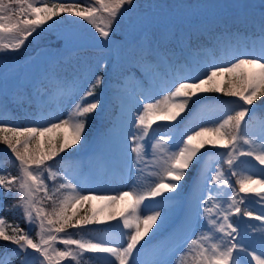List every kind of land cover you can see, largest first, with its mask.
<instances>
[{
  "label": "snow or ice",
  "instance_id": "snow-or-ice-1",
  "mask_svg": "<svg viewBox=\"0 0 264 264\" xmlns=\"http://www.w3.org/2000/svg\"><path fill=\"white\" fill-rule=\"evenodd\" d=\"M135 6V0H85L84 4L75 0H0V55L18 52L33 33L39 35L38 29L43 31L48 21L62 13L87 22L98 33L93 37L97 43L109 48L114 24ZM253 26L252 32L232 31L224 26L221 37H243V46L232 49L230 62L206 63L195 72L177 73L156 97L136 100L135 110L128 111L121 137L124 150L129 156L135 154L138 177L146 182L128 191L116 195L84 194L71 176L61 174L55 164L49 163L81 142L91 114L103 107L97 90L105 76L111 75L107 57L98 59L95 70L85 79L73 81L66 117H55L46 126L39 118L29 121L32 126H8L0 121V142L14 155L19 173L12 176L0 171V194L15 193L11 205H5L0 195V212L19 210L28 225L25 231L0 215V241L17 246L0 253V264H14L13 257H20V264H90L91 259L98 264H141L134 250L157 223L159 209L182 195L178 191L183 188L180 182L190 169L196 173L194 189L201 177L205 183L195 196V212L188 218L192 236L185 240L182 251L177 250L176 264H264V127L257 137H252L245 123V117L256 111L254 103L264 99V11ZM191 48L190 34L173 33L167 38L151 34L139 45V58L157 69L172 68ZM100 70H104L103 75L97 74ZM205 93H222L235 99L209 105ZM190 103L200 106L201 111L216 113L212 126L193 127L178 140L161 134L158 129L174 128L171 122L188 111ZM160 121L169 125L158 124ZM50 133L57 135L53 138ZM205 148L209 151L202 152ZM209 156L216 158V167L214 174L206 176ZM241 157L255 161L258 173L244 168L249 161ZM222 164L227 165V173ZM231 177L236 178L234 184ZM49 180L54 182L51 192L46 183ZM166 192L172 195L166 196ZM126 199L129 204L124 213H109L108 220L118 219V223L108 229V234L91 237L92 231L104 230L87 226L101 221L95 219V213L79 216L76 206L92 200L116 203ZM45 201H51V211L42 206ZM242 224L246 225L243 233ZM33 229L36 239L30 234ZM87 253L102 255L87 257ZM152 264L168 262L158 259Z\"/></svg>",
  "mask_w": 264,
  "mask_h": 264
},
{
  "label": "rangeland",
  "instance_id": "rangeland-1",
  "mask_svg": "<svg viewBox=\"0 0 264 264\" xmlns=\"http://www.w3.org/2000/svg\"><path fill=\"white\" fill-rule=\"evenodd\" d=\"M47 2L52 3L57 2V0H47ZM59 2L68 3L69 0H59ZM75 2L84 4L85 0L82 2L75 0ZM153 8L171 9L170 6L166 5H155ZM134 9L130 8V12L124 13L114 24V35L111 37L113 43L109 48L101 47L94 51L89 49L72 52L62 47L56 38H49L50 33L52 34L55 29L62 26H76L83 34L91 37H94V34L98 36L95 29L87 22L62 13L59 17H54L53 21H48L43 26V31L38 29L39 35L33 33L34 37L28 38L25 45L27 48L26 55L20 56L23 51L0 55V121L8 126H32L29 121L37 118L45 122L46 126V122L55 117H66L69 110L67 97L73 91V81L85 79L92 70H95L96 61L101 57H107L111 61L107 69L111 75L105 76L104 83L97 90L103 107L98 109L97 113L91 114L92 118L89 120L84 138L73 149H68L67 152L56 157L54 161L49 162L55 164L56 169L61 174L66 172L71 176L84 190V194L116 195L120 191H128L134 185L146 182L142 176L138 177L135 154L131 153L129 156V153L124 150V141L121 140V132L127 126L128 111L130 109L135 110L137 99L143 100L144 96L156 97L157 93H162V90L168 87L177 73L184 75L188 72H195L197 67H202L206 63L230 62L232 49L243 46V37H221L220 33L224 26L228 25L232 31L238 29L240 32H252L254 30L253 21H257L261 12L264 11L248 9L230 13L204 21L194 26V29H189L180 22L166 29L152 27L136 41L121 40L117 37L118 33L126 30L129 22L142 12L139 9ZM199 32L211 37V40L207 41L210 46L205 49L192 47L185 50L172 68L161 67L157 69L149 62L139 58V45L144 42L145 37L151 34H155L158 38H167L173 33L177 36L189 34L195 36ZM248 48L251 49L250 44ZM103 72L104 70H100L97 74L103 75ZM203 95L209 98L207 101L209 105H215L218 100L231 101L235 99L225 97L222 93H205ZM252 108L256 111L255 113L250 112L245 117V123L248 134L257 137L260 129L264 127V118H259L264 111H258V108L264 109V106L254 103ZM215 115L216 113L208 110L201 111L200 106L190 103L189 110L182 113L176 121L171 122L172 125H175L174 128L166 126L160 127L158 130L161 134H170L178 140L193 127L212 126ZM158 124L169 125V122L160 121ZM153 127L157 128V125ZM56 135L57 133L49 134L53 138ZM208 151L207 148L202 149V152ZM213 151L222 152L225 150L214 149ZM240 159L249 161L243 165L244 168L258 173L259 166L255 161L247 157ZM0 162H3L0 171L12 176L19 174L15 166L18 162H15L14 155L2 142H0ZM206 166L205 175L214 174L216 158L206 157ZM221 166L227 173V165L222 164ZM193 171L190 169L180 182L183 188L178 189V191L182 192V195L165 205L164 208L159 209L161 216L157 223L152 226L140 245H137V250H134V257L138 256L141 264H152L158 259L166 261L168 264H176L177 250L182 251L185 240L192 236V231L188 227V218L195 212V196L199 194V188H203L205 183L204 177H201L198 188L194 189L196 173L191 175ZM235 179V177H231L233 184ZM46 183H48L49 192H51L54 182L49 180ZM0 195L3 196L5 205H11L15 202V193L11 196L8 194ZM42 195L41 193L40 196ZM165 195H172V193L166 192ZM183 199H186L185 211L178 223L171 225V219L178 210V204L180 205ZM128 204L127 199L116 203L92 200L77 205L76 212L79 216H83L85 212L88 215L96 214L95 219L101 223H93L87 227L92 230H104L91 232V237H99L107 235L108 229L118 223V219L108 220L109 213H124ZM42 206L51 211V201H45ZM256 211L259 212L258 207ZM71 214L72 209H69V215ZM0 215L6 217L10 223L19 224L21 228L28 231V225L19 210L0 212ZM253 223L259 222L253 221ZM245 227V224L241 225L242 233ZM76 231V229H69V232L72 233ZM30 234L36 239V229H33ZM73 238H79V236L74 235ZM0 244H2L0 245V253H3L5 248L11 250L17 247L5 241H0ZM57 247L63 248V245L57 244ZM31 251L29 249V252ZM85 255L95 257L102 254L87 253ZM20 259V257H13L14 264H20ZM62 264H67V262H62ZM90 264H98V261L91 259Z\"/></svg>",
  "mask_w": 264,
  "mask_h": 264
},
{
  "label": "water",
  "instance_id": "water-1",
  "mask_svg": "<svg viewBox=\"0 0 264 264\" xmlns=\"http://www.w3.org/2000/svg\"><path fill=\"white\" fill-rule=\"evenodd\" d=\"M247 8H264V2L260 0H202L193 3L191 6L184 7L178 4L172 10L148 9L135 19L129 25L128 31L120 34L119 38L133 40L152 25L165 28L176 21H183L186 25H192L205 19ZM55 35L62 40V45L70 50L101 46L94 38L82 35L76 27L59 28L55 31Z\"/></svg>",
  "mask_w": 264,
  "mask_h": 264
},
{
  "label": "trees",
  "instance_id": "trees-1",
  "mask_svg": "<svg viewBox=\"0 0 264 264\" xmlns=\"http://www.w3.org/2000/svg\"><path fill=\"white\" fill-rule=\"evenodd\" d=\"M83 0H80V2H82ZM158 1V2H156ZM194 1H198V0H135V4L136 6L133 7L135 8L134 10H138L139 11H144L145 9L149 8V7H153L155 5H166V6H170V7H173L175 6L176 4H179V3H185V4H191L192 2ZM70 2H73V1H70ZM140 11V12H141ZM130 12V11H129ZM34 37V34L33 36L29 37V38H33ZM49 38H54V36L50 33L49 34ZM204 39V38H203ZM202 40V39H201ZM28 41V40H27ZM27 41L25 42V45L27 43ZM25 45L22 46V48L19 50V51H23V54L20 55V56H23V55H26V52H27V48H25ZM35 47H37V45H35ZM34 47V48H35ZM224 96V95H223ZM225 97H228V96H225ZM255 103H257V105H262L264 106V99L262 100H258L256 101ZM262 108H260L261 110ZM264 115V114H263Z\"/></svg>",
  "mask_w": 264,
  "mask_h": 264
},
{
  "label": "bare ground",
  "instance_id": "bare-ground-1",
  "mask_svg": "<svg viewBox=\"0 0 264 264\" xmlns=\"http://www.w3.org/2000/svg\"><path fill=\"white\" fill-rule=\"evenodd\" d=\"M121 140H122V137H121ZM81 204H83V203H81ZM178 206H179V204H178Z\"/></svg>",
  "mask_w": 264,
  "mask_h": 264
}]
</instances>
